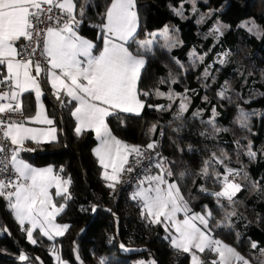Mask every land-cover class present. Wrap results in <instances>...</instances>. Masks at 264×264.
Segmentation results:
<instances>
[{
	"label": "trees",
	"instance_id": "obj_1",
	"mask_svg": "<svg viewBox=\"0 0 264 264\" xmlns=\"http://www.w3.org/2000/svg\"><path fill=\"white\" fill-rule=\"evenodd\" d=\"M180 1L137 0L139 28L136 39L169 24L176 28L180 43L167 49L156 42L152 51L145 55L147 63L139 87L141 92L146 91L151 95L141 96L146 106L139 115L120 113V119L109 117L107 122L117 138L132 145L143 146L160 129V150L175 174L171 179L180 184L192 210L202 213L207 205L214 217L210 221L212 235L254 257L259 251L264 252V83L258 81L259 73L264 70V35L256 37L249 34L239 23L252 18L259 24L261 33H264V0L200 1L198 6L201 10H213L211 17L202 24L196 23L194 15L183 19L173 11L172 7H176ZM109 2L90 0L80 26L79 32L90 37L98 46L101 45L99 25L103 22ZM185 5L188 6L187 3ZM215 19L227 23L228 28L214 43L212 38L203 35ZM136 48V44H131L130 50L135 52ZM192 49L198 54H205L204 60L196 65H192L188 58V52ZM224 51L228 53L227 62L212 67L216 72L215 80L209 83V80L201 79L203 69L212 62L214 55ZM246 73L249 74L246 83L240 86ZM226 81L235 82L236 89L241 90L244 97L250 96L247 95L252 92V88L259 93L245 103V107L256 109L262 114L259 119H254L252 131L246 135L233 122L238 103L219 100L217 96V91ZM41 87L46 113L56 121L58 142L43 143L36 147V151L21 154L35 165L52 164L58 173L63 168V173L59 174L71 178L72 199L57 217L58 222L67 223L70 228L54 240L35 231L37 243L32 244L26 233L21 231L7 201L0 198V264H55L51 246L57 248L69 264H80L81 261L91 264L92 253L105 258L106 264H136L137 261L150 260H155L156 264H189V255L178 252L169 244L160 225L147 222L143 226L142 222L133 220L136 222V239L131 241L126 238L121 205L108 199L110 189L97 176L99 167L95 161H91V148L95 143L93 132L84 130L77 136L71 115L73 106L69 104L62 107L52 95L48 83L41 81ZM157 91L186 95L189 98L188 110L178 113V99L169 101L165 96H157ZM23 104L26 115L34 110L32 93L24 94ZM156 105H164V110H159ZM213 109L216 123L222 128L216 133L207 123L213 115ZM194 113L200 115L194 116ZM153 126L156 128L154 133L151 132ZM248 140L252 142L255 158H250L244 151ZM221 151L231 154L225 162L233 163V157L239 159L245 166L243 174H247V178L241 180L243 190L231 205L226 200L218 204L214 196L199 191L201 186L209 192L220 187L215 173L221 172L223 165L213 161L208 178L202 176L201 171L204 162L210 160L213 153L220 154ZM181 172L185 173L183 178H180ZM55 199L62 200L60 197ZM88 199L97 205L95 212L80 211L81 203ZM226 212L236 213L230 217L232 227H216L218 222L224 221ZM106 236H109V242H105ZM253 242L256 248H252ZM121 244L125 248L122 249ZM130 246L135 248H126ZM77 252L79 260L76 259ZM20 253L27 259L21 260ZM203 255L205 264H211L214 254L206 251ZM253 257L255 264H260Z\"/></svg>",
	"mask_w": 264,
	"mask_h": 264
},
{
	"label": "snow or ice",
	"instance_id": "obj_2",
	"mask_svg": "<svg viewBox=\"0 0 264 264\" xmlns=\"http://www.w3.org/2000/svg\"><path fill=\"white\" fill-rule=\"evenodd\" d=\"M89 3L90 0H83V3L80 0H0V198L7 201L21 231L26 233L32 244L37 243L34 238L37 229L40 235L54 240L70 228L68 224L57 223L56 218L72 199L71 178L59 174L63 173V168L54 173L51 167L36 168L21 158L22 152L37 150L26 148V142L36 145L58 142L56 121L49 118L41 103V81H44L50 85L52 95L62 107L73 106L71 115L77 122V136L85 129L95 133L100 142L95 154L103 169L102 178L110 181L106 184L109 189L115 191L116 185L124 182V175L141 169L144 175H137V187L131 199L139 204L142 219L163 227L168 233L165 239L171 246L190 256V264H205L198 253L206 251L216 256L211 264H250L234 247L210 234V221L214 219L211 210L207 205L202 213L192 210L180 184L171 179L175 174L167 158L157 151V141L151 140L145 146L129 145L113 135L108 118L120 119V113L139 115L146 106L141 96L151 95L141 92L139 84L147 63L145 55L152 51L153 40L136 39L139 28L137 0H110L99 25L101 32L98 38L102 46H98L79 34ZM214 31L223 35L219 27ZM248 31L264 35L255 22ZM156 35L167 40L168 29L150 34ZM133 43L137 45L135 52L130 50ZM227 55L224 53V57ZM225 62L223 58L219 61L221 64ZM204 75L205 78L209 76L207 70ZM227 91L226 87L222 89L218 93L220 98L228 99ZM33 92L37 111L33 116H24V94ZM155 94L174 100L171 92L157 91ZM155 107L164 110L165 106ZM187 110L186 98L180 97L179 112L182 114ZM11 114L24 118L11 119ZM253 114L241 109L242 127H248L249 116ZM215 115L213 109V119L208 123L213 125L214 131H220L215 128ZM28 123L48 127H29ZM155 131L153 126L151 132ZM246 155L250 158L256 156L250 143ZM225 159H228L226 153L222 152V156L213 153L201 171V175L208 178L213 161L223 165V173H215L221 190L209 192L201 186L199 191L214 196L218 204L226 200L231 205L243 190L235 180L241 170L226 165ZM146 160L148 164L145 166ZM152 168L157 169L155 174H152ZM179 175L183 178L185 173ZM52 189H55L54 193ZM56 197L64 202L57 204ZM96 210L97 205L93 204L91 211ZM235 214L226 212L224 221L218 222L216 227L231 228L230 217ZM25 224L30 226L25 227ZM251 246L257 247L255 242ZM120 247L125 248L123 244ZM52 253L58 264H69L62 260L57 248L53 247ZM20 259L26 260L27 257L21 255ZM76 259H80L78 252ZM99 264H106L105 259L101 258ZM136 264H156V261H137Z\"/></svg>",
	"mask_w": 264,
	"mask_h": 264
},
{
	"label": "rangeland",
	"instance_id": "obj_3",
	"mask_svg": "<svg viewBox=\"0 0 264 264\" xmlns=\"http://www.w3.org/2000/svg\"><path fill=\"white\" fill-rule=\"evenodd\" d=\"M206 2V0H181L178 5L176 7H172L173 8V11L177 14L178 12L179 13H182V15H178L180 16L181 18L185 19V18H188L192 15H194L195 17V21L197 24H202L204 23V21L206 19H208L209 17H211L212 15V12L213 10L212 9H205V10H201L198 6V2ZM185 3L188 4V6L185 5ZM252 22H255L256 25L259 26V24L252 18H246V19H243L241 20V22L239 23V26L243 27L244 29H246V31L249 33V34H252L256 37H259L258 35L255 34V32H249L248 31V27L251 26ZM217 27H219L221 29V31L224 33L227 28H228V24L221 21L220 19H215L212 24L210 25V27L206 30V32L204 33V37H210L212 38L213 42H217L218 39L220 38V33L219 32H215L214 29H216ZM165 28L168 29V39L166 40L164 37L160 36V35H156L155 37L153 36H150L151 33H157L159 34L160 32H162ZM259 31L261 32V28L259 26ZM146 39H152L153 40V45L156 43V42H159L163 47L167 48V49H171L173 47H175L176 45H178L180 43V40L178 38V35H177V30L175 27L169 25V24H165L164 26H162L161 28H158V29H154L150 32H148L143 38H140L139 41H142V40H146ZM152 45V46H153ZM224 53H227V52H221V53H218L216 55H214L213 57V60L212 62H210L207 66H205V68L203 69L202 73H201V79H203L204 81L205 80H209L208 82L209 83H212L214 80H215V73L213 71V65L217 64V65H224L227 60H228V55L227 57H224ZM204 57H205V54H198L197 52H195L193 49L190 50L188 52V58H189V61L192 63V65H196L200 62H202L204 60ZM225 59V63L224 64H221L219 63L220 59ZM205 70H207V72L209 73V76L207 78H205ZM260 76L258 78V81L260 82H263L264 83V70L262 72L259 73ZM249 74L246 73V75L244 76L240 86H243L245 83H246V78L248 77ZM235 82H230V81H226L222 84L221 88L217 91V96L219 98V100H223L222 98H220V96L218 95V93L224 89L225 87L228 89L226 95L229 97L228 99H224L230 103H233V102H236L238 103V108H237V111H236V114L234 115V118H233V122L234 124L239 128V129H242V131H244L245 135L247 133H250V131H252L251 129V125L254 123V119H259L260 116H262L261 112H259L258 110L256 109H252V108H247L245 107V103L246 102H249L250 99L252 97H256L259 93H257L255 91L254 88H252V92L250 94H248L247 96L249 97H244L241 93V90L239 89H236L235 87ZM209 84H207L206 86H208ZM174 95V99L177 98L178 99V106H177V111L178 113L179 112V98L180 97H185L186 98V103L188 105L189 103V98L184 95V94H173ZM166 97V95H165ZM241 109H243V111L245 113H248V114H253V115H250L249 116V119H248V127H242L241 126V123H240V114H241ZM181 114V113H180ZM263 117H264V114H263ZM213 119V115L207 120V123ZM214 122H215V128L219 129V130H222L221 127L218 126V124L216 123V118H214ZM209 124V123H208ZM210 125V128L211 130H213L214 133L218 132V131H214L213 129V125L209 124ZM237 142V141H236ZM249 143L252 145V142L250 140H248V142L246 143L245 147H244V151L245 153H247L248 151V145ZM252 149V147H251ZM253 152H255L254 150H252ZM222 152L223 153H226L227 154V157L230 158V155L229 153L227 152H224V151H221L220 154H216L217 156H222ZM238 162H239V159L237 160V158L233 157V163L231 162H225L226 165L232 167V168H235V169H240L241 170V174L238 176V181L239 183L241 184V180L245 178V175L243 174L244 173V164L239 162L240 164L238 165ZM224 171V167H223V170ZM102 172H103V169L100 168V176L102 177ZM109 172H111V169H109ZM62 176V175H61ZM66 178V177H65ZM240 178V179H239ZM110 182V181H108ZM221 185L218 189L214 190L215 191H219L221 190ZM53 193L55 192V189L54 191H52ZM57 204L59 203H63L64 201L63 200H57L56 201ZM13 215V214H12ZM14 217V215H13ZM15 218V217H14ZM16 220V219H15ZM56 222L57 223H60V224H67L65 222H58L57 221V218H56ZM30 225H27L25 224V227H29ZM36 231L39 232V230L37 229ZM2 231H0L1 233ZM221 240V239H220ZM223 241V240H221ZM224 243L234 247L232 244L230 243H227L225 241H223ZM52 248L53 246H51V255H52V258H53V261L55 264H58L57 260L55 259V256L53 255L52 253ZM127 249H134L135 247H126ZM235 248V247H234ZM237 250V252H239L243 257H245L246 259H248L250 261V264H255V261L252 259L251 256L247 255V254H244L242 253L241 251H239L237 248H235ZM23 255V253H20L19 254V257ZM198 255L201 256V259L203 260L204 258V255L203 254H200L198 253ZM103 258V257H99V256H96L92 253V256H91V259H90V262L91 264H99L100 262V259ZM213 259L216 258L215 254H214V257H212ZM254 259H256V261H258L260 264L262 261H264V252L263 251H259L254 257ZM105 259V258H103ZM63 261H67L66 259H63ZM106 261V260H105ZM188 262L190 264V258L188 259ZM24 264H29V263H24Z\"/></svg>",
	"mask_w": 264,
	"mask_h": 264
},
{
	"label": "built area",
	"instance_id": "obj_4",
	"mask_svg": "<svg viewBox=\"0 0 264 264\" xmlns=\"http://www.w3.org/2000/svg\"><path fill=\"white\" fill-rule=\"evenodd\" d=\"M24 116H26L25 112H24ZM11 119H16V120H22L24 117L20 116L19 114H11ZM161 138H162V133L161 130L158 129V131L156 132L155 136L150 139L148 142H146L143 146H145L147 143L151 142V140H155L158 142V149L157 151L160 153V156L165 157L162 153H161ZM154 155V154H152ZM166 158V157H165ZM148 164V161L146 160L144 162V165L146 166ZM152 174H155L157 172V169L152 168ZM220 173H223V171H221ZM137 175H139L140 177H142L144 175V173L141 171L140 168L137 169L136 173H132V174H126L122 177V180L124 182L117 184L116 185V190L113 191L110 189L107 197L110 201H112L113 203H120L121 208L123 210L124 213V217L122 220V227L123 230L126 233V238H129L131 241H135L136 237H135V233H136V229H135V224L136 222H142L143 226L147 225V221L145 219H142L141 217V211L139 209L138 203L134 200L131 199V194L133 193V191L136 189L137 187ZM236 182L239 183L238 181V176L235 177ZM221 189V188H220ZM94 204V201L92 199H88L87 201H85V203H81L79 209L81 212H88L91 210V206ZM82 209H88V211H82ZM136 221V222H133ZM105 242H109V236L105 237Z\"/></svg>",
	"mask_w": 264,
	"mask_h": 264
},
{
	"label": "crops",
	"instance_id": "obj_5",
	"mask_svg": "<svg viewBox=\"0 0 264 264\" xmlns=\"http://www.w3.org/2000/svg\"><path fill=\"white\" fill-rule=\"evenodd\" d=\"M79 34L81 35V36H83V37H85V38H87V39H89V40H91V41H93L90 37H88V36H85V35H83V34H81L80 32H79ZM138 41H139V39H137ZM94 42V41H93ZM100 46H102V41H101V45ZM50 86V85H49ZM33 94V98H34V110L30 113V114H27L26 116H33V115H35V112L37 111V104H36V100H35V94H34V92L32 93ZM41 103L43 104V107H44V109H45V105H44V101H43V98L41 97ZM45 112H46V110H45ZM47 114V113H46ZM132 114H135V113H132ZM49 118H51L50 116H49ZM73 119H74V131H75V127H76V120H75V118L73 117ZM27 126H29V127H48L47 125H42V124H35V123H28L27 124ZM85 130H89V129H85ZM93 132V131H92ZM93 134H94V136H95V143H94V145L92 146V148H91V154H92V160L91 161H95V163L97 164V166L99 167V170H98V173H97V176L100 178V179H102V181L104 182V184L106 185L107 183H109L108 181H105L101 176H100V168H102L101 166H100V164H99V160H98V157L96 156V154H95V149L99 146V140L96 138V135H95V133L93 132ZM114 135V134H113ZM42 145V144H41ZM129 145H132V144H129ZM40 145H36V144H34V143H32V142H26V144H25V147L26 148H36V147H39ZM21 158L22 159H24L27 163H29V164H31L33 167H36V168H47V167H51L53 170H54V173H58L56 170H55V168L53 167V165L52 164H50V163H48V164H44V165H35V164H32V163H30L27 159H25L24 157H23V155L21 154ZM51 191H54V189H52ZM139 205V204H138ZM139 208H140V206H139ZM140 211H141V209H140ZM195 212V211H194ZM197 213H200V212H197ZM180 216H181V218H182V214H180ZM162 230H163V233H164V236L166 237L167 235H168V233L167 232H165V230H164V228L162 227ZM211 235H212V233H210ZM168 240V239H167ZM168 242H169V244H170V241L168 240ZM171 245V244H170ZM189 258H190V256H189Z\"/></svg>",
	"mask_w": 264,
	"mask_h": 264
}]
</instances>
